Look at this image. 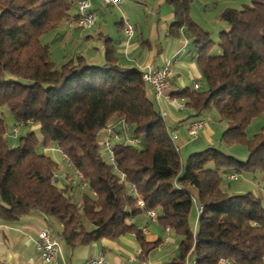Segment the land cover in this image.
I'll use <instances>...</instances> for the list:
<instances>
[{
  "label": "trees",
  "instance_id": "trees-1",
  "mask_svg": "<svg viewBox=\"0 0 264 264\" xmlns=\"http://www.w3.org/2000/svg\"><path fill=\"white\" fill-rule=\"evenodd\" d=\"M164 1L173 8L170 32L194 45L203 80L202 88L188 87L172 96L193 110L187 119H203L215 108L227 124L222 141L245 147L247 159L208 147L182 165L142 71L119 64L111 39L105 38L102 65H90L83 56L60 68L52 61L50 46L41 39L71 18V0H0V108L9 111L15 127L31 122L40 132L10 137L0 118V218L14 223L42 213L61 225L60 237L71 249L132 233L145 259L161 241L147 242L130 221L154 210L159 226L180 239L172 264H220L222 258L231 264H261L264 203L252 192L232 194L222 184L227 174L264 173V125L252 138L247 135L252 122L264 115V0L223 10L220 18L228 29L219 33V55H211L215 43L210 33L191 16L193 0ZM117 121L141 143L117 144L111 162L99 138ZM18 138L16 146L8 141ZM46 147L59 148L82 174L78 182L88 188L81 205L72 193L77 186L61 188L52 180L58 164L40 151ZM133 185L144 206L132 194ZM195 206L203 211L192 228Z\"/></svg>",
  "mask_w": 264,
  "mask_h": 264
},
{
  "label": "crops",
  "instance_id": "crops-1",
  "mask_svg": "<svg viewBox=\"0 0 264 264\" xmlns=\"http://www.w3.org/2000/svg\"><path fill=\"white\" fill-rule=\"evenodd\" d=\"M91 3L97 16L93 30L72 29L68 26L69 19L63 20L55 29L63 49L59 66L79 56H83L90 65L104 64L106 52L104 41L105 38H109L114 46L115 57L124 68L162 69L170 64L172 72L168 93L171 95L193 87L196 80H201L203 83L196 63L197 51L183 34L176 36L170 32L169 28L174 18L173 8L164 0H123L119 7L104 6L101 0H91ZM75 12L76 6L72 3L70 15ZM124 19L129 20L135 28V35L131 40L127 39L123 31ZM56 66L58 67L57 64ZM147 93L151 99L149 91ZM163 107L168 112L166 119L168 128L171 130L183 128L187 131V126L193 119L185 120L178 114L179 111L175 112L176 110L173 111L165 105ZM15 123L17 125L16 121ZM22 128L25 129V134L39 130L38 125ZM213 134L214 131L208 122L202 135L211 142ZM10 140L15 141L8 139ZM178 144L183 147L187 144V140L179 137ZM48 149L40 151L54 161H59L61 153L54 147ZM228 154L240 160L248 157V152L246 155H238L237 151L235 153L231 150ZM58 171L67 173L66 178L70 175L75 179L74 171L67 168L65 163L58 166ZM243 181L244 183L236 185L234 183L237 180L229 182L224 179L222 187L232 194L252 192L264 203V173L246 177ZM60 184L63 187L64 184L70 185L65 179ZM77 189L74 187L72 193L76 195ZM190 190L195 193L193 188ZM80 203L82 202L78 204ZM56 222L39 212H32L14 223H5L0 218V264H47L42 261L35 249L38 234L46 228L51 230L61 242L62 255L59 264H90V260L99 255L104 256L106 264H143V262L172 264L178 254L179 237L173 230H164L159 226L158 221L151 220L145 213L131 219L130 222L142 230L147 242L161 241L145 259L140 258L141 246L132 233L115 240L103 239L71 249L60 237L62 228ZM85 225L88 230L92 229L91 224Z\"/></svg>",
  "mask_w": 264,
  "mask_h": 264
},
{
  "label": "built area",
  "instance_id": "built-area-1",
  "mask_svg": "<svg viewBox=\"0 0 264 264\" xmlns=\"http://www.w3.org/2000/svg\"><path fill=\"white\" fill-rule=\"evenodd\" d=\"M123 0H101L104 6L119 7ZM72 3L76 6V12L68 20V26L72 29H80L85 31H91L94 29L97 21L96 13L93 10L91 0H72ZM123 31L127 36L128 40H131L135 35V28L133 24L127 20H123ZM142 79L146 85L147 91L151 94V100L156 104L160 111V115L164 121L168 117L167 110L164 109L163 105L167 108H171L176 111H184L186 109L185 100L172 96L168 93L170 86L171 67L168 64L166 67L159 68H148L141 70ZM202 81L196 80L193 83L194 89L202 88ZM28 124H32L28 122ZM23 126V124H21ZM208 126L206 119H196L191 121L187 126V135L192 140L200 138L203 132ZM18 135V127H14L9 133L10 137L16 138ZM170 138L173 142L176 150H180L178 144L179 136L175 130H170ZM141 143L139 137L135 136L130 132L129 127L123 121H117L110 124L105 130L104 141L102 144L103 150L109 156L111 162L114 161V148L117 144H124L126 146H137ZM55 150L61 153V162L65 163L67 167L74 171L75 179H72V185L77 184L79 180H82L83 176L78 172L72 165L70 159L65 156L59 148L55 147ZM123 177V176H122ZM66 176L61 174L58 169L54 171L52 180L58 183L62 188L60 182L65 179ZM229 182L236 181L239 175L236 173L227 174L226 176ZM84 188H88L86 183H83ZM132 194L137 197L138 205L144 206V200L139 196L135 186H132ZM203 209L197 208V214H201ZM146 215L153 221H157V213L154 210H149ZM170 231V229H166ZM35 249L39 257L47 264H59V259L62 255V248L60 240L51 232L49 229H43L38 234V239L35 241ZM90 264H106L104 256L99 255L90 260ZM143 264H156L152 262H143ZM187 264H195L187 260ZM220 264H231L228 259L222 258ZM261 264H264L261 263Z\"/></svg>",
  "mask_w": 264,
  "mask_h": 264
},
{
  "label": "rangeland",
  "instance_id": "rangeland-1",
  "mask_svg": "<svg viewBox=\"0 0 264 264\" xmlns=\"http://www.w3.org/2000/svg\"><path fill=\"white\" fill-rule=\"evenodd\" d=\"M251 4H252V0H193L192 6H191L192 18L202 28H204L205 30H207L210 33L211 39L215 43L213 45L211 51H210L211 55H219L222 53V50L219 47V33L223 30L228 29V25L223 20H221V18H220V15L223 12V10H225L227 8L240 10V9L244 8L245 6L251 5ZM41 40L44 44H48L50 46L51 59L60 68L61 66H59V65H61L60 63L62 61L63 49L60 45V41L58 39V35H57L56 30H53L49 33H46L42 37ZM205 88L206 87L204 86V89ZM175 112H178V111H175ZM178 114L182 118H185V120H189V119H192L193 117L188 118V119H187V117L194 114V112H193V110L187 108L184 111L179 112ZM0 118H4V120L6 121V124L8 126L7 134H9L11 132V130L16 126L14 118L11 116L9 111L5 108H0ZM201 118L208 120V122L210 123V125L214 131V134L211 137V142L209 140H207L205 135H202L200 138H198L196 140H192L191 138L188 137V135L186 133L187 131H185V129H183V128L175 129L176 133L178 134V136L180 138H185L187 140V144L183 147H180V150H179L182 165H185L188 157L192 153L201 151V150L206 149L208 147H214L218 150L225 152L226 154L230 153L231 150H233V152L235 151V153L237 151L238 155H240V154L246 155L247 149L245 147H243L241 145L229 146L222 141V135H223L224 131L227 129V124H226V122L221 120V118L219 117L215 108H212L211 110L204 112L201 115ZM263 125H264V115L256 118L252 122V124L249 126V128L247 130L248 137L252 138L255 134L259 133L261 131ZM27 126H29V125H27ZM30 126H31V124H30ZM22 127L23 126L18 127L19 137H21L25 134V129H23ZM36 133L40 134L39 130ZM18 141H19V138L16 139L15 141L10 140L11 144L14 146H16L18 144ZM103 141H104V137H103V134H101V136L99 138L100 145L103 144ZM143 146H144V144L141 145V147H143ZM48 148H51V147H46V150ZM101 150H102V154L106 158V160H109V156L103 150V148ZM60 157H61V155H60ZM61 158L59 161H56L58 166L62 163ZM66 167H67V165H66ZM209 167H213V164L209 165ZM67 168H69V167H67ZM62 174H64L65 176L67 175V173H62ZM246 177H252V175H249V174L241 175V177H239L237 182L234 184L238 185V184L244 183L243 180ZM73 178L74 177L69 175V177L65 178V180H67L68 183H72ZM75 186H77V188H78L76 191L77 194L76 195L73 194V195H74L75 201L77 203H79V202H82L81 200H82L83 191L85 189L87 190V188H84V186L81 184V182H77V184H75ZM79 205H81V203ZM196 216H197V209L195 206L193 209V215L191 216V219H190V224H191L192 228H194L196 225ZM54 232H55V230H54Z\"/></svg>",
  "mask_w": 264,
  "mask_h": 264
}]
</instances>
